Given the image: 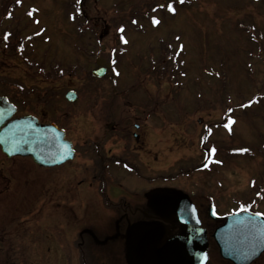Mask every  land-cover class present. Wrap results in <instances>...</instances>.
Wrapping results in <instances>:
<instances>
[{
    "label": "rangeland",
    "instance_id": "obj_1",
    "mask_svg": "<svg viewBox=\"0 0 264 264\" xmlns=\"http://www.w3.org/2000/svg\"><path fill=\"white\" fill-rule=\"evenodd\" d=\"M77 2L0 0V93L11 89L23 100L22 105H28L27 110L33 107L48 112L57 101L48 116L69 128L75 123L78 132L73 138L81 142L91 126V119L85 116L89 109L93 114L101 110L102 99L108 104L115 101L107 113L118 120L134 113L145 115L141 110L149 108L142 99H153L160 109L149 112L155 116V126H148L146 146L156 154L154 172L143 170L144 176L154 173L152 185L191 191L197 190V181L200 193L205 189L212 194L209 199L218 205V213H227L230 207L264 212V0H86L91 25L80 24L81 28L77 21L82 20L68 21L77 16L72 7ZM97 3L98 10H93ZM114 4L121 5L111 6ZM158 18L161 20L154 25ZM112 19L132 23L128 43L120 40L124 33L117 32V24L105 26L104 21L113 23ZM28 27L37 31L33 37L40 35V52L31 48L23 33ZM102 33L106 38L99 41ZM88 46L90 50H86ZM110 48L116 51L114 72L121 73L118 86H112L111 81L104 87L105 95L95 99L84 88L87 77L72 81L69 74L84 77V64L93 67L98 54L110 58ZM40 57L45 59V69L56 75L29 72L28 60L40 65ZM218 58L225 64L221 68L214 67ZM149 67L154 73L147 74ZM70 87L78 90L81 102L66 101ZM124 96L138 100L134 103L138 112H128L122 106L124 101L118 100ZM207 100L209 103H204ZM22 108L19 112L26 110ZM71 113L76 115L72 119ZM184 117L190 120L187 125ZM101 122L96 123L97 131H101ZM210 148L222 153L218 157L224 165L210 163L212 169L197 171L195 167L202 164ZM151 156L140 153L137 158L129 152L124 161L130 158L143 163L142 157L152 161ZM101 157L94 152L86 161L82 154L68 166L44 169L28 157L8 158L0 149V264L9 259L17 262L11 264H113L117 258L127 264L124 249L114 250L116 244L105 248L102 242L103 234L117 226L114 213L103 212L112 211L113 206L102 203L99 179L93 178L94 173L105 177L110 173L104 172L108 160L102 162ZM89 184H93L90 191ZM124 189L130 195L126 201L154 191L135 177ZM114 194L125 195L121 189ZM86 229H91L97 240L85 235ZM120 238L111 242L120 243Z\"/></svg>",
    "mask_w": 264,
    "mask_h": 264
},
{
    "label": "flooded vegetation",
    "instance_id": "obj_2",
    "mask_svg": "<svg viewBox=\"0 0 264 264\" xmlns=\"http://www.w3.org/2000/svg\"><path fill=\"white\" fill-rule=\"evenodd\" d=\"M84 0H82L83 3ZM89 21V16L86 17ZM100 38L104 39L106 36L102 33ZM113 39L117 41L118 39L114 36ZM37 43V48L38 47ZM41 48H39L40 52ZM108 59L106 56H103ZM42 59V58H41ZM40 59V60H41ZM91 66H88V68L84 69V74L89 71H91ZM109 72V71H108ZM107 72V73H108ZM90 73V72H89ZM107 75V74H106ZM43 81H47V79H43ZM81 80V79H80ZM79 80V81H80ZM73 81V79H72ZM91 83H85L84 86H92ZM102 86L101 84L95 83L94 86ZM70 86H73V84H70ZM124 100H118V101H124L123 105L125 109L128 110V112L132 111L138 112L136 109L138 106L134 105L136 103V100L132 99H126ZM101 101V100H100ZM138 101V100H137ZM144 102V105L147 104V108H139L143 109L141 110L142 113H146L145 115L140 116L139 114L132 116H124L122 120L116 119L117 117H114L113 114L109 115V107H112L115 103V101L111 100L110 103H107V99H102V104L100 105L99 111H97L95 114L92 113V110L89 109L88 112V119L90 118V128L88 130V135L84 139V141H80L76 138V133L78 132V128L75 127V123L70 129H67V137L73 141L74 147L76 149V158L71 162L72 164L79 159L80 154H84L86 157V161L91 160L90 158H87L88 154H94L98 152L99 155H103L100 159L102 162L107 159L106 168L103 167L104 172H109L106 177L101 175L100 173H94L93 178L95 179L98 177L99 179V189L100 194L99 198L101 199L102 203L108 202V204H112L113 208L112 211H107L105 209V206L102 208L105 209L106 213H114V225H116V229L114 231L108 232L103 234L104 239L103 244L108 247H114L115 244L118 246L114 248V250H122L124 249V243L123 245H119L122 241H128L131 239L133 234L136 231V228L139 226H144L151 222H157L161 223L162 231H163V238L162 242L169 241L175 237H185L188 232L189 225L197 222L199 223L203 228L206 230V236H207V248L205 252L203 253V257L199 264H235L233 261L224 259L221 257L219 246L217 245L213 233L215 229L223 223L222 216L226 215L227 213H221L219 214V217L214 219L210 216V205L211 203H214L212 200L209 199V196L206 193H200V192H191V194H188L191 199V205L186 210L185 215L181 218H179L178 221L175 222H168L165 220L160 213L153 208L150 205L149 197L150 195H143L140 196L141 199L132 201L134 203V207L131 206L130 201L127 198L129 196H125V190L124 187L127 184H130L131 181H133L134 177L138 180H142L145 182L147 186H151L152 188H155V183L152 185V181L155 180L154 173L151 175L144 176L143 170L145 168L150 169L154 172V162L155 161V152L153 153V150L146 146V134L148 130V126H150L151 129L155 126V116L150 114L149 112L154 113L155 110H157L156 102L153 101V99H142ZM140 102V101H139ZM138 102V103H139ZM97 103V102H96ZM105 103V104H103ZM104 108H103V107ZM118 106V105H117ZM142 106V105H141ZM108 107V109H107ZM134 107L136 109H134ZM144 107V106H142ZM151 108V109H150ZM154 109V110H153ZM76 116L73 114L72 117ZM98 121H102L101 125L99 126L101 131H97V125ZM150 122V123H149ZM190 121L184 120V125H187ZM98 134H101L100 136ZM97 135V136H96ZM75 137V138H73ZM100 151V152H99ZM132 152L134 154L138 155L147 153L148 155H152V161L148 160L146 161L143 157L141 158L143 163L133 162L130 158H125L124 161V155ZM125 153V154H124ZM124 154V155H122ZM106 155V156H104ZM122 155V156H121ZM70 163V164H71ZM113 164V167H110V165ZM116 164V165H115ZM93 184H89V191L93 189ZM102 186V187H101ZM120 189L122 190V194H125L124 196H116L114 194L115 192H119ZM155 191H170V188L167 186H161L157 190L152 189ZM151 191V190H150ZM177 192L178 190H171V192ZM149 192V191H148ZM187 193V192H183ZM98 198V199H99ZM146 201V202H145ZM142 203L145 204V207L141 205ZM116 207H115V206ZM214 207L217 209V205L214 204ZM106 215V214H105ZM107 216V215H106ZM113 216V215H112ZM91 229H86L84 231L85 235H90L92 239H95V234L91 232ZM94 237V238H93ZM117 237H121V242L115 243L111 242L113 240H117ZM113 238V239H112ZM115 238V239H114ZM104 248V247H103ZM263 252L262 254L254 259L250 264H263ZM113 260V258H112ZM127 264H130L131 261L126 258ZM7 264H11L12 262H15L13 260H6ZM21 262V260H20ZM24 262V261H23ZM129 262V263H128ZM17 263V262H15ZM113 264H123V261L119 262V258L112 261Z\"/></svg>",
    "mask_w": 264,
    "mask_h": 264
},
{
    "label": "water",
    "instance_id": "obj_3",
    "mask_svg": "<svg viewBox=\"0 0 264 264\" xmlns=\"http://www.w3.org/2000/svg\"><path fill=\"white\" fill-rule=\"evenodd\" d=\"M98 64H102L100 59ZM94 74L102 75V72L99 69ZM67 97L75 101L77 94L71 91ZM15 112V106L0 96V145L8 156H31L45 167L74 158L72 142L65 138L63 129L53 123L41 124L34 116L10 120ZM150 201L168 222L178 221L190 207L189 197L179 194L159 193L152 195ZM161 226L152 223L137 229L127 251L131 264L200 263L208 244L205 229L193 223L185 237H175L162 244ZM214 238L224 258L236 264H250L264 251V215L250 211L231 214L216 229Z\"/></svg>",
    "mask_w": 264,
    "mask_h": 264
},
{
    "label": "snow or ice",
    "instance_id": "obj_4",
    "mask_svg": "<svg viewBox=\"0 0 264 264\" xmlns=\"http://www.w3.org/2000/svg\"><path fill=\"white\" fill-rule=\"evenodd\" d=\"M169 8H170L173 12L175 11V8H173L171 5H169ZM155 22L158 23V21H155ZM5 38H7V37H5ZM230 111H231V110H230ZM241 151H246V150L241 149ZM262 215H264V214H262Z\"/></svg>",
    "mask_w": 264,
    "mask_h": 264
}]
</instances>
